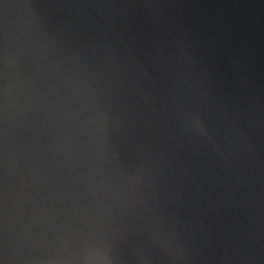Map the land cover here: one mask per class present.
<instances>
[{
    "label": "water",
    "instance_id": "95a60500",
    "mask_svg": "<svg viewBox=\"0 0 264 264\" xmlns=\"http://www.w3.org/2000/svg\"><path fill=\"white\" fill-rule=\"evenodd\" d=\"M0 264H264V0H0Z\"/></svg>",
    "mask_w": 264,
    "mask_h": 264
}]
</instances>
